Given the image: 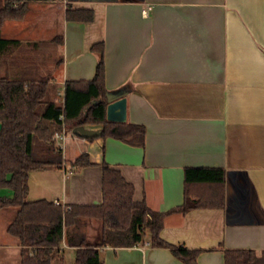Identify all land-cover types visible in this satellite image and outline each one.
<instances>
[{
	"label": "crops",
	"instance_id": "obj_1",
	"mask_svg": "<svg viewBox=\"0 0 264 264\" xmlns=\"http://www.w3.org/2000/svg\"><path fill=\"white\" fill-rule=\"evenodd\" d=\"M20 4L28 6L26 16L2 28L4 37L21 41L10 58L27 43L51 44V54L43 47L36 67L61 97L66 81L94 77L99 54L92 47L102 44L108 94L125 95L126 121L146 128L144 146L70 134L62 166L30 171L28 201L102 203L106 161L134 185L135 200L168 211L184 202L186 167H222L225 207L170 212L161 236L200 249L198 264H225L227 249L264 251V0ZM149 5L154 8L145 16ZM70 7L91 9L94 18L68 20ZM83 153L96 164L73 166ZM11 238L6 247L16 249L20 262V242ZM62 250L52 264H64L68 250L76 254L65 242ZM100 255L105 264H186L170 248L149 243L105 246Z\"/></svg>",
	"mask_w": 264,
	"mask_h": 264
},
{
	"label": "trees",
	"instance_id": "obj_2",
	"mask_svg": "<svg viewBox=\"0 0 264 264\" xmlns=\"http://www.w3.org/2000/svg\"><path fill=\"white\" fill-rule=\"evenodd\" d=\"M20 1L3 0L0 4V66L21 45L20 40L2 35L7 20L26 16V4L16 7ZM66 16L68 20L91 21L94 12L70 7ZM92 49L99 54L94 77L66 81L61 102L55 98V87L47 76L32 80L0 75V190L12 192L0 195V209H17L7 231L20 242V264H52L63 251L64 242L76 248L75 264H105L100 255L105 246L146 243L170 248L186 264H198L200 249L169 243L162 238L161 230L170 212L225 207L226 172L222 167H186L184 202L168 211L154 210L145 200H135L134 185L106 161L101 163L102 203L62 205L48 200L28 201L30 171L60 167L64 162L63 149L55 141V134L63 128L73 131L81 125H101L104 138L145 144L144 125L107 119L104 48L99 43ZM72 164L84 167L96 163L89 153H83ZM93 221L100 225L90 236L86 227ZM225 264H264V251L227 249Z\"/></svg>",
	"mask_w": 264,
	"mask_h": 264
},
{
	"label": "rangeland",
	"instance_id": "obj_3",
	"mask_svg": "<svg viewBox=\"0 0 264 264\" xmlns=\"http://www.w3.org/2000/svg\"><path fill=\"white\" fill-rule=\"evenodd\" d=\"M1 4V1H0ZM6 36V32L4 34ZM24 50L22 49V53H15L14 58H7L6 62L2 63L0 66V75H6L11 78H23V79H32L38 80L41 78V70H37L36 67V59L41 56V51L43 47H46L47 53L51 54V47L52 45H45V44H26L23 46ZM54 55V54H53ZM62 89V86L59 87ZM61 97L57 93L55 98L58 102H61L64 95V90L61 92ZM67 155H69V149L67 150ZM11 191L8 189L0 190V195H7ZM15 208L9 209H0V264H6L9 262L11 264H20L18 259V254L16 249L14 248H7L6 244H8L7 238L12 236L7 232V226L12 222L13 218L11 216V211H14ZM96 221H93L90 225V228H87V232L92 233L95 235L97 231V227L95 226ZM149 236V235H148ZM147 236V237H148ZM57 264V262H56ZM64 264H75V255L72 254V251L68 250L65 256Z\"/></svg>",
	"mask_w": 264,
	"mask_h": 264
},
{
	"label": "water",
	"instance_id": "obj_4",
	"mask_svg": "<svg viewBox=\"0 0 264 264\" xmlns=\"http://www.w3.org/2000/svg\"><path fill=\"white\" fill-rule=\"evenodd\" d=\"M107 119L114 122H125L127 119V98L125 95L107 94ZM2 125L0 124V131ZM76 136L83 139H94L102 137L103 129H92L85 126H78L73 130Z\"/></svg>",
	"mask_w": 264,
	"mask_h": 264
},
{
	"label": "built area",
	"instance_id": "obj_5",
	"mask_svg": "<svg viewBox=\"0 0 264 264\" xmlns=\"http://www.w3.org/2000/svg\"><path fill=\"white\" fill-rule=\"evenodd\" d=\"M154 8V5H149L147 8H145L143 10V14L145 16H148L150 11ZM75 135L73 133V131H67L65 128L62 129V131L57 132L55 134V141L56 143L62 148L64 149V143L66 141V139L68 138L69 135ZM56 204H61L59 201H56Z\"/></svg>",
	"mask_w": 264,
	"mask_h": 264
}]
</instances>
